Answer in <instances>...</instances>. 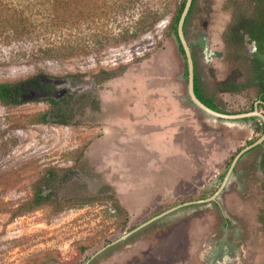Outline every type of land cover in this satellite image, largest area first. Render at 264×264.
Returning <instances> with one entry per match:
<instances>
[{"label": "rangeland", "instance_id": "rangeland-1", "mask_svg": "<svg viewBox=\"0 0 264 264\" xmlns=\"http://www.w3.org/2000/svg\"><path fill=\"white\" fill-rule=\"evenodd\" d=\"M177 6L0 0V83L23 87L0 103V264H264V141L207 200L263 122L190 100ZM253 6L194 0L185 24L197 87L222 114L264 116L254 45L223 36ZM35 192L46 201L17 214Z\"/></svg>", "mask_w": 264, "mask_h": 264}, {"label": "trees", "instance_id": "trees-1", "mask_svg": "<svg viewBox=\"0 0 264 264\" xmlns=\"http://www.w3.org/2000/svg\"><path fill=\"white\" fill-rule=\"evenodd\" d=\"M186 0H178V6L175 10V13L169 23V27L171 31L174 33L177 40V23L181 12L183 10L184 4ZM251 3L254 4L253 11L250 15H243L241 19H238V16L232 17V24L227 27L224 32V42L226 41H234L236 45H242L244 41V37L248 39L249 42H254L256 51L252 54V58L250 59L251 72L253 75L252 81L257 82L261 88L260 90V100L264 98V0H250ZM194 0H192L191 6L187 13V16L184 21L183 30L185 29V24L187 22V18L191 12ZM25 27V25H23ZM185 34V30H184ZM179 50L182 54V48L179 45ZM192 55V54H191ZM193 60V55H192ZM194 64V62H193ZM185 74L186 72V64H185ZM228 84V85H227ZM221 87L226 88L229 91L237 92L239 91L243 85L236 84L233 82H229L226 84H222ZM194 94L195 96L208 108L218 112L223 113L222 110H219L214 106L210 99H205L201 94L199 88L197 87V78L195 72L194 65ZM21 84H8V83H0V103L2 105H14L17 104L21 95ZM41 120H44V116L41 115ZM259 146V145H257ZM262 165L264 167V152L262 153ZM47 199L46 195L43 193L35 192L32 198L21 205L16 213L23 211H31L38 207H40ZM120 207V206H119Z\"/></svg>", "mask_w": 264, "mask_h": 264}, {"label": "water", "instance_id": "water-1", "mask_svg": "<svg viewBox=\"0 0 264 264\" xmlns=\"http://www.w3.org/2000/svg\"><path fill=\"white\" fill-rule=\"evenodd\" d=\"M191 3H192V0H186L185 1V4H184V7H183V10L181 12V15L179 17V20H178V23H177V43H178V46L180 45L181 48H182V56H183V59H184V62L186 64V72H187V89H188V94H189V97H190V100L193 102L194 105H196L199 109H201L202 111H204L205 113H208L212 116H215L217 118H224V119H240V118H247V117H252V116H257L259 117L262 122H263V126H264V116L260 113H258L256 111V109H254L252 112H249V113H243V114H237V115H226V114H222V113H218L210 108H208L207 106H205L202 102L199 101V99L195 96L194 94V64H193V60H192V55H191V51H190V48H189V45L186 41V38H185V35H184V30H183V25H184V21H185V18L187 16V13L189 11V8L191 6ZM264 141V131H263V134L262 136L257 139L256 141L252 142L251 144L249 145H246L244 148H242L240 150V152L236 155V157L233 159L224 179H223V182L221 184V186L219 187V189L217 190L216 193H214L211 198L207 199V200H211V199H214V197L217 195V193L219 191L222 190L225 182H226V179L228 177V175L231 173L232 169H233V166L235 164V162L237 161V159L242 155L244 154L246 151L256 147L257 145L261 144L262 142ZM205 201V200H204ZM201 202V201H200ZM203 202V201H202ZM174 209V208H173ZM171 209V210H173ZM169 210V211H171ZM169 211H166L165 213L169 212ZM165 213H162L156 217H153L152 219L148 220L147 222L143 223L142 225H140L139 227H136L134 230H132V232L140 229L141 227L145 226L146 224L150 223L151 221H153L154 219L162 216L163 214ZM131 232V233H132ZM129 233V234H131ZM129 234L127 235H124L122 236L119 240H122V239H125L126 236H128ZM118 241V240H117ZM116 242V241H115Z\"/></svg>", "mask_w": 264, "mask_h": 264}, {"label": "flooded vegetation", "instance_id": "flooded-vegetation-1", "mask_svg": "<svg viewBox=\"0 0 264 264\" xmlns=\"http://www.w3.org/2000/svg\"><path fill=\"white\" fill-rule=\"evenodd\" d=\"M253 45H254V47H255V44H254V42H251ZM256 49V48H255ZM47 82V81H46ZM44 82V83H42L41 85H40V87L39 88H41V89H39L40 91H39V93H42L43 95H45V93H47V91L49 90L50 92H48V93H50V94H52V92H53V95H50V97H51V99H55V100H47V101H51L52 103L53 102H58V101H61V99H62V97H60V98H56L55 96H54V90H53V88L52 87H54L53 85L54 84H52V83H49V82ZM200 101V100H199ZM201 102V101H200Z\"/></svg>", "mask_w": 264, "mask_h": 264}]
</instances>
